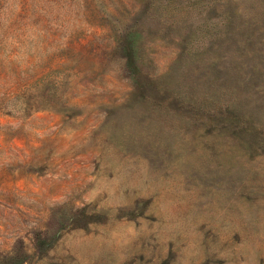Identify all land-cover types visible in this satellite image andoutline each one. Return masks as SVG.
Returning <instances> with one entry per match:
<instances>
[{
	"label": "rangeland",
	"instance_id": "374dc122",
	"mask_svg": "<svg viewBox=\"0 0 264 264\" xmlns=\"http://www.w3.org/2000/svg\"><path fill=\"white\" fill-rule=\"evenodd\" d=\"M0 264H264V0H0Z\"/></svg>",
	"mask_w": 264,
	"mask_h": 264
}]
</instances>
